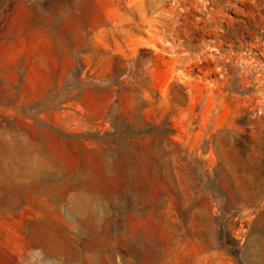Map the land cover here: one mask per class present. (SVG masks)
I'll use <instances>...</instances> for the list:
<instances>
[{"label": "rangeland", "instance_id": "obj_1", "mask_svg": "<svg viewBox=\"0 0 264 264\" xmlns=\"http://www.w3.org/2000/svg\"><path fill=\"white\" fill-rule=\"evenodd\" d=\"M0 264H264V0H0Z\"/></svg>", "mask_w": 264, "mask_h": 264}]
</instances>
